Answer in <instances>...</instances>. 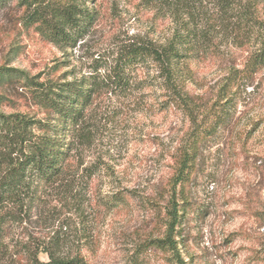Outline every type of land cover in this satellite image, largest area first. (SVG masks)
Segmentation results:
<instances>
[{"label":"rangeland","instance_id":"obj_1","mask_svg":"<svg viewBox=\"0 0 264 264\" xmlns=\"http://www.w3.org/2000/svg\"><path fill=\"white\" fill-rule=\"evenodd\" d=\"M157 2L99 0L90 33L62 50L24 26L14 1L0 9V65L68 79L88 74L99 61L113 63L126 45L171 36L174 22ZM217 53L194 63L197 81L188 87L209 106L228 68L247 56L231 40ZM156 74L141 62L128 96L98 95L86 110L90 142H77L61 177L12 228L9 242L47 243L60 234L65 254L79 247L88 264H172L144 244L164 231L169 183L192 130L180 109L163 103L158 86H147ZM0 93L11 98L0 108L5 113L38 111L25 91L8 85ZM239 95L232 119L203 144L191 180L178 187L189 200L178 227L187 264H264V67ZM121 192L132 197L114 205Z\"/></svg>","mask_w":264,"mask_h":264},{"label":"trees","instance_id":"obj_2","mask_svg":"<svg viewBox=\"0 0 264 264\" xmlns=\"http://www.w3.org/2000/svg\"><path fill=\"white\" fill-rule=\"evenodd\" d=\"M14 1L24 10V26L34 28L62 50L83 41L99 16V0H0V9ZM154 1L174 22L171 36L126 45L113 63L99 61L88 74H74L68 79L51 76L54 71L31 75L17 67L0 65V87L9 85L25 91L38 109L33 114L0 110V264H88L79 247L65 254L63 235L55 234L47 243L33 238L12 243L8 241L10 231L42 204L49 186L63 174L77 142H90L87 108L104 90L128 96L133 72L141 62L157 72L154 84L148 80L147 86H158L163 103L167 108L180 109L192 130L169 183L170 196L162 218L164 231L147 238L145 251L155 249L172 264H187L178 227L189 200L184 187H178L191 180L201 147L232 119L242 87L250 86L264 67V0H207L206 6L205 0ZM221 32L223 36L218 38ZM227 40L247 56L242 66L228 68L209 106L188 88L197 81L194 63L218 54ZM9 100L0 93V108ZM127 195L132 197L128 192L115 194L112 203L119 205Z\"/></svg>","mask_w":264,"mask_h":264}]
</instances>
